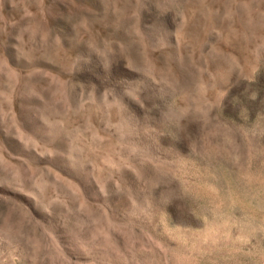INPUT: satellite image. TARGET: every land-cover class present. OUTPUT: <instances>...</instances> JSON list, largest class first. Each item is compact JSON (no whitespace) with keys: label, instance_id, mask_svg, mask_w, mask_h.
I'll list each match as a JSON object with an SVG mask.
<instances>
[{"label":"rangeland","instance_id":"rangeland-1","mask_svg":"<svg viewBox=\"0 0 264 264\" xmlns=\"http://www.w3.org/2000/svg\"><path fill=\"white\" fill-rule=\"evenodd\" d=\"M0 264H264V0H0Z\"/></svg>","mask_w":264,"mask_h":264}]
</instances>
